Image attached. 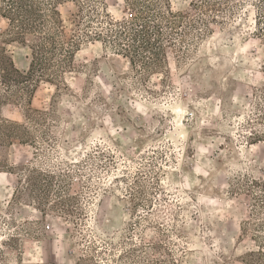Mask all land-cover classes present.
Returning <instances> with one entry per match:
<instances>
[{
  "label": "rangeland",
  "instance_id": "374dc122",
  "mask_svg": "<svg viewBox=\"0 0 264 264\" xmlns=\"http://www.w3.org/2000/svg\"><path fill=\"white\" fill-rule=\"evenodd\" d=\"M252 4L58 6L59 40L81 39L71 68L54 63L58 77L30 96L0 84V135L18 137L0 142V264H264ZM5 28L0 52L27 71Z\"/></svg>",
  "mask_w": 264,
  "mask_h": 264
},
{
  "label": "trees",
  "instance_id": "16d2710c",
  "mask_svg": "<svg viewBox=\"0 0 264 264\" xmlns=\"http://www.w3.org/2000/svg\"><path fill=\"white\" fill-rule=\"evenodd\" d=\"M66 1L68 0H0V19L6 23L5 33L8 42L26 48L30 54L27 71H20L5 51L0 52V84L5 88L3 93L15 88L30 96L36 89L35 83L40 81L52 83L58 77L54 63L60 70L71 68L73 59L79 51L81 39L59 40L64 35V26L58 6ZM252 3L255 8L256 37L261 41L264 50V0H252ZM129 31L132 39L148 35L145 26H141V30L138 31L133 28ZM124 33L123 31L117 34ZM93 37H97L96 34ZM262 68L264 70V54ZM1 122L5 126L9 123L6 120ZM9 125H12L11 128H22L18 124ZM16 134L13 131L1 133L0 142L6 140L9 144L12 139H18Z\"/></svg>",
  "mask_w": 264,
  "mask_h": 264
}]
</instances>
